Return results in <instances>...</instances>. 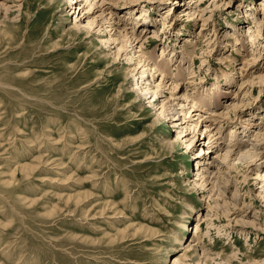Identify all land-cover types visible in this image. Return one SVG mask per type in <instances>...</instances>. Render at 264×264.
<instances>
[{"label": "rangeland", "instance_id": "rangeland-1", "mask_svg": "<svg viewBox=\"0 0 264 264\" xmlns=\"http://www.w3.org/2000/svg\"><path fill=\"white\" fill-rule=\"evenodd\" d=\"M196 1L0 0V264H264V0Z\"/></svg>", "mask_w": 264, "mask_h": 264}, {"label": "bare ground", "instance_id": "bare-ground-1", "mask_svg": "<svg viewBox=\"0 0 264 264\" xmlns=\"http://www.w3.org/2000/svg\"><path fill=\"white\" fill-rule=\"evenodd\" d=\"M194 3H196V4H198V8H202L206 3H207V1L206 0H198V1H196V2H194ZM261 10H264V7H262L261 8ZM166 27V26H165ZM250 38L252 39V41L251 42H256V40L258 39V38H260L259 37V34L257 33H251V35H250ZM116 41V40H115ZM117 42V41H116ZM119 51V50H118ZM165 53V52H164ZM166 54V53H165ZM165 54H164V56H165ZM146 57H149V56H147V55H145V53L143 52V51H141V55H139V58H141V59H145ZM149 59H151L150 57H149ZM142 62V61H141ZM148 62V61H147ZM146 63V62H145ZM165 66V65H164ZM154 67H158V68H160V66H157V64L154 66ZM162 68V67H161ZM153 70V67H151V63L150 62H148L147 63V65H146V68L142 71V72H140L139 73V75L141 76V78H143L142 76L144 75V73L146 72V71H152ZM137 70L136 69H134V72H136ZM139 72V71H138ZM163 74H164V72H163ZM151 75H149L148 76V78L147 79H145L144 80V83L146 82V83H149L150 81H151ZM144 79V78H143ZM165 81V80H164ZM150 85V84H149ZM148 85V86H149ZM177 87L178 86H176V85H173V90H176L177 89ZM142 89V88H141ZM140 89V90H141ZM143 92H146V95L147 94H149V92H150V89H148V88H145V89H143ZM156 93V92H155ZM154 94V93H153ZM156 95V94H155ZM179 139H181V136H179L178 137V140ZM246 140V139H245ZM245 140H243V141H245ZM246 142V141H245ZM251 155H252V157L251 158H254V155L252 154V152L250 151L249 152ZM248 153V154H249ZM251 155H249V156H251ZM196 176H199L200 178L202 177V175L201 174H199V173H197L196 174ZM200 233H201V227L199 226L197 229H196V233L194 234V237H193V240L194 241H192V244L193 243H196V241L197 240H195L194 238H197L198 240H199V235H200ZM200 243V242H199ZM192 247V246H191ZM187 249H188V247H186ZM189 248H190V245H189ZM190 256H188V254H184V255H182V258H176L175 259V262H174V264H182V263H184V259H188ZM230 262V261H229Z\"/></svg>", "mask_w": 264, "mask_h": 264}]
</instances>
